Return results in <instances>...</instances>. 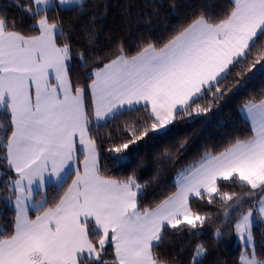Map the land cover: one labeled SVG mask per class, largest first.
<instances>
[{"label":"snow or ice","instance_id":"obj_1","mask_svg":"<svg viewBox=\"0 0 264 264\" xmlns=\"http://www.w3.org/2000/svg\"><path fill=\"white\" fill-rule=\"evenodd\" d=\"M82 3L12 0L18 17L0 11V191L14 210L11 229L0 228V264H177L158 251L169 231L188 264H205L209 225L217 242L236 236L239 264H264L253 232L264 224V90L241 105L249 134L206 147L154 205L143 206L148 182L134 171L117 177L101 167L110 126L121 142L106 151L120 166L131 146L173 135L264 74V0H206L166 40L134 52L123 42L96 51L91 39L74 52L61 41L62 19L49 12ZM74 60L90 69L83 80ZM188 143L160 155L176 163ZM197 205L218 206L222 218Z\"/></svg>","mask_w":264,"mask_h":264},{"label":"trees","instance_id":"obj_2","mask_svg":"<svg viewBox=\"0 0 264 264\" xmlns=\"http://www.w3.org/2000/svg\"><path fill=\"white\" fill-rule=\"evenodd\" d=\"M217 4L227 3V0H214ZM206 0H83L82 7L72 11H52L50 16H59L65 36L61 41L70 40L73 51L86 49L91 39L96 51H107L117 42H123L131 51L146 40L162 42L168 38L174 29L185 24L198 11ZM0 11H6L11 17H18L19 10L12 4V0H0ZM74 74L81 80L83 73L90 69L80 67L79 61H73ZM264 90V74H259L245 81V86L239 92L234 89L210 112L201 116H194L190 120L178 123L173 129V135L163 140H149L138 142L130 147L129 156L117 166L114 154L106 151L112 144L121 142L120 134L115 131V125L110 126L113 134L111 142L101 146V167L107 175L126 176L133 171L141 182L147 181L142 197L143 206H151L175 191V180L178 170L198 158L205 148L220 147L230 139L247 136L250 123L240 113L243 102L253 94ZM5 119L0 114V120ZM119 123V122H117ZM103 134V133H102ZM188 137L186 151L176 163L165 162L160 155L164 147L174 143L182 137ZM239 190V189H236ZM55 189L50 190L49 199ZM202 211H210L213 218L221 219L222 209L197 205ZM14 210L4 200V193L0 191V228L11 229ZM234 224L235 221H232ZM226 228L227 225H219ZM215 227L212 225L204 229L202 240L206 241L209 249L205 264H239L241 244L235 243V235H227L217 242L213 238ZM256 252L264 255V224L254 229ZM169 241H171L169 243ZM183 240L174 236L170 231L167 240L159 252L168 256H175L177 264H188V255L181 254L179 248ZM111 251V250H109ZM109 259L111 257H108Z\"/></svg>","mask_w":264,"mask_h":264},{"label":"crops","instance_id":"obj_3","mask_svg":"<svg viewBox=\"0 0 264 264\" xmlns=\"http://www.w3.org/2000/svg\"><path fill=\"white\" fill-rule=\"evenodd\" d=\"M240 108H241V107H240ZM240 113H241V112H240ZM241 115H242L244 118H246L245 115H243V114H241ZM176 176H177V175H176ZM31 215L34 217V216H35V213H34V212L31 213ZM235 240H236V236H235ZM242 251H243V250H242ZM242 251H241V252H242ZM240 254H241V253H240Z\"/></svg>","mask_w":264,"mask_h":264},{"label":"rangeland","instance_id":"obj_4","mask_svg":"<svg viewBox=\"0 0 264 264\" xmlns=\"http://www.w3.org/2000/svg\"><path fill=\"white\" fill-rule=\"evenodd\" d=\"M235 243H236V244H241V243L237 240V238H236ZM241 245H242V244H241ZM242 248H243V247H242ZM243 251H244V249H243Z\"/></svg>","mask_w":264,"mask_h":264}]
</instances>
